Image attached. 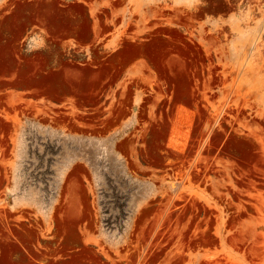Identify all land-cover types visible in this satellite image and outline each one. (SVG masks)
Masks as SVG:
<instances>
[{
    "label": "rangeland",
    "instance_id": "rangeland-1",
    "mask_svg": "<svg viewBox=\"0 0 264 264\" xmlns=\"http://www.w3.org/2000/svg\"><path fill=\"white\" fill-rule=\"evenodd\" d=\"M0 264H264V0H0Z\"/></svg>",
    "mask_w": 264,
    "mask_h": 264
}]
</instances>
